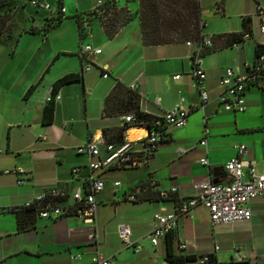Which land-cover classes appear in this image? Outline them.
Wrapping results in <instances>:
<instances>
[{
  "label": "crops",
  "instance_id": "obj_1",
  "mask_svg": "<svg viewBox=\"0 0 264 264\" xmlns=\"http://www.w3.org/2000/svg\"><path fill=\"white\" fill-rule=\"evenodd\" d=\"M44 1L50 4V0ZM97 1L75 0L74 14L67 15L47 36L40 30L48 12L38 11L26 2L17 6L21 8L22 20L15 50L12 52V45L0 42V264H74V254H80L82 261L88 263L96 252L108 257L109 264H170L166 260V239L153 246L147 234L153 227L154 214L172 212L173 203L131 202L127 199L131 191L155 181L154 197L157 190L173 186L179 189L180 196L188 197L195 193L197 183L223 182L224 166L237 155V144L247 146L245 159L253 162L255 168L264 163V88L252 86L246 92L245 112H235L217 99L226 69L245 74L254 62L256 43L264 45L257 16V7L264 0H211V4L199 0L204 21L211 14L225 18L229 10L235 12L232 17L236 21L209 37L242 32L244 18H250L252 29V38L238 46L202 56L205 86L211 96L204 108L194 87L196 47L186 42L145 46L137 16L111 39L99 20L91 17V41L87 43L100 48L102 53L92 58L93 68L85 71L76 16L93 11ZM115 2L119 9L127 8L131 13L139 9L138 0ZM206 5H215L217 9L209 10ZM62 6L65 8L63 0ZM31 28L36 31L29 32ZM71 73L79 74L81 79L55 94L58 99L54 101V119L45 125L43 115L49 103L47 98L53 95V85ZM103 73L109 76L104 78ZM117 82L130 89L137 85L135 91L144 113L162 116L180 96L184 97L183 107L190 112L187 126L168 129L171 139L160 144L148 163L136 168L110 169L102 175L105 187L96 197L98 242L90 243L89 226L77 215L57 220L29 216L22 220L7 211L24 206L50 187L65 186L71 197L82 186L90 171L88 157L78 154L77 147L95 140L105 156V143L124 127L122 116L104 114L105 99ZM206 128L207 148L200 145ZM131 130L134 129L124 132L128 140L145 134ZM202 158H207L208 165L200 163ZM76 168L79 171L74 174ZM6 169H22L25 174H2ZM116 182L119 186H115ZM260 199L263 201L259 202ZM249 206L253 213L250 222L227 226H213L208 210L201 205L196 207L192 218L179 219L174 254L214 255L218 264H262L256 246L264 226V197L252 200ZM121 223L131 227L132 240L141 250L124 246L117 234ZM238 228H245L248 235L235 236L232 242L243 247L233 243L228 251L222 249L221 233ZM246 244L251 246L249 252L245 250ZM226 253H230L229 260ZM238 255L243 257L242 262ZM187 264L201 263L198 260Z\"/></svg>",
  "mask_w": 264,
  "mask_h": 264
},
{
  "label": "built area",
  "instance_id": "obj_2",
  "mask_svg": "<svg viewBox=\"0 0 264 264\" xmlns=\"http://www.w3.org/2000/svg\"><path fill=\"white\" fill-rule=\"evenodd\" d=\"M104 2V0H98L95 9L101 7ZM31 5L40 10L54 12L51 5L46 1L32 0ZM61 12L66 13V9L63 7ZM257 16L260 19L259 29L264 33V4L258 5ZM91 31V22L87 16H83V37L80 40L79 53L80 57L86 61L85 71H90L93 68L92 58L102 53L100 48L85 42L86 39L91 37ZM244 38L246 40L249 39V33H245ZM186 44L196 47L193 72L194 87L199 93L202 102L201 106L204 108L211 101V96L205 86L206 73L202 67V52L205 47L212 46V41L210 37L205 36L200 43L187 41ZM260 60H264V55L261 56ZM253 67L254 62L247 68L252 69ZM108 76V73H103L104 78ZM175 78L178 79L179 76ZM261 79L258 74L246 71L245 74L238 75L234 69L227 68L220 81L222 91L217 99L222 105L232 108L235 112H245L247 109L246 92L250 87L257 85V83L263 87L264 81ZM136 88L137 85H132L131 87L134 91ZM56 99H58L57 95H51L47 98V101L54 102ZM183 103L184 97L180 96L173 108L159 116L154 123L156 127L153 126V128L135 124V117L131 113L122 116V119L127 124H133L130 127L131 129L142 130L145 134L134 140H128L125 137L124 142L118 146L105 145V156H102L99 144L95 140H90L85 145L77 147L76 151L78 154L88 157V168L90 171L82 186L77 188L71 197L65 186L56 185L50 187L24 206L30 207L34 203H43L44 205L38 210V218L44 220H57L70 215L79 216L89 226L88 237L90 243H97L100 234L97 222L98 202L96 197L105 187L102 175L110 169L136 168L148 163L160 144L166 139L164 134H170L168 129H181L187 126L190 110L184 108ZM208 134L209 130L206 128L204 130V138L200 141V145L206 148L208 145ZM234 148L237 150V155L225 164L224 172L226 178L223 182L214 183L211 180H207L197 183L194 185L195 193L188 197L180 196L179 189L175 186L159 190L161 198L175 197L179 201L176 204L173 203L174 210L172 212H157L154 214L153 227L147 234V238L153 246L158 245L160 240L165 239L170 231H176L181 217L192 218L194 209L200 205L208 210L213 226L247 223L252 220L253 213L249 204L254 199L264 197V173L256 174L254 163L245 159L247 154V146L245 144H237ZM200 163L208 165L207 158L200 159ZM78 171L79 169L76 168L73 173L76 174ZM1 173L5 175L11 173L24 175L25 171L22 169H6ZM229 180H231L230 183H228ZM119 184V182H116L115 186H119ZM149 184L153 188L157 186L155 181H150ZM143 190H146V188H143L142 184L136 186L127 199L131 202H140L139 196ZM69 199H71L70 202ZM117 234L125 247H134L137 251L141 250V246L135 245V242H133L132 230L128 224H119L117 226ZM215 249L217 250L218 248L215 247ZM71 259L74 264L110 263V259L104 257L100 252H96L88 263L82 261L80 254L71 255ZM207 261L208 258L204 256L201 263ZM238 261L242 262L243 257L238 255Z\"/></svg>",
  "mask_w": 264,
  "mask_h": 264
},
{
  "label": "trees",
  "instance_id": "obj_3",
  "mask_svg": "<svg viewBox=\"0 0 264 264\" xmlns=\"http://www.w3.org/2000/svg\"><path fill=\"white\" fill-rule=\"evenodd\" d=\"M31 5L32 0H27ZM44 1V0H39ZM57 1V9L54 12H48V16L45 18V25L40 30L44 36H47L54 28H56L65 18V13L61 12L62 0ZM6 2L10 3L12 0H0V8L6 6ZM139 9L136 13H131L127 8L119 9L115 0H105L104 4L86 14L87 18L91 22V17L95 16L101 23L104 32L108 38H113L118 31L126 24L131 22L135 16L138 17L140 22V29L142 34V42L145 46L167 45L178 42L192 41L200 43L203 41L205 35L204 30L206 22L201 15V5L199 0H138ZM32 6V5H31ZM36 8V7H35ZM38 11L40 9L36 8ZM78 22L79 36L82 39V20L83 16H76ZM7 18L0 12V42L3 44L12 45V52L15 50L19 35H13L7 31ZM34 28H31L29 32H35ZM249 33L252 38V29L250 27V18L243 19V30L240 33L230 34H217L212 35L211 47H205L202 56L215 52L217 50L234 47L246 41L244 34ZM249 38V39H250ZM264 55V45L256 43L254 67L252 69L247 68L248 72L258 74L261 76V80L264 81V60L261 61V56ZM79 74L71 73L63 76L57 80L53 85L52 93L55 95L63 86L72 82L80 81ZM259 86L260 85H254ZM34 86L31 87L28 93L32 92ZM140 96L136 91L127 88L121 82H117L112 91L105 99L104 114L106 116H124L127 114H133L135 117V124L144 125L148 128L155 126L156 120L159 117L152 116L144 113L139 107ZM55 112L54 102H49L44 110L43 123L49 125L53 122ZM125 122V121H124ZM133 124H127L125 122L124 127L114 134L112 139H109L105 145L118 146L124 142L126 132ZM104 135L107 136V131L104 130ZM165 141L171 139L170 134H164ZM152 158V157H151ZM143 190L139 196V201H154L160 200L165 202H171L176 204L179 200L175 197L163 199L159 196V190L156 191V197H154V190L157 186H151L148 183L142 184ZM60 201V200H58ZM57 203V201H56ZM43 203H34L30 207L21 206L19 208L8 209L9 212H14L18 215L19 219L35 216L38 218V210L43 206ZM21 222V221H20ZM176 238V231H170L166 235L167 244V256L166 260L170 264H187L188 262L200 261L204 256L208 258L207 262L201 264H218L214 255H204L197 257L195 255H175L173 251V244Z\"/></svg>",
  "mask_w": 264,
  "mask_h": 264
},
{
  "label": "rangeland",
  "instance_id": "obj_4",
  "mask_svg": "<svg viewBox=\"0 0 264 264\" xmlns=\"http://www.w3.org/2000/svg\"><path fill=\"white\" fill-rule=\"evenodd\" d=\"M17 1H19V2H17ZM26 2L28 3L27 0H12V2H10V3L6 2V6H4V8H0V12L2 13V15H4L8 19L7 24H6L7 31L13 35L17 34L18 30L20 29L19 22L22 20V18H21L22 13L20 10L21 8H17V6H19V7L24 6V3H26ZM63 2H64L65 9L67 10V13H65V15L66 16L67 15H70V16L73 15L74 14V5L73 4L75 3V0L74 1L73 0H63ZM206 2H209L211 4V0H207ZM229 3H230V1H229ZM50 4L52 7V10L55 11L57 9L56 0H50ZM210 6L211 5L207 6V8H209V10H212L213 7H214V9H217V6H215V5H212L211 7ZM234 14H235V12L229 10L228 13L226 14L225 18H220L221 16L217 17V16H214L213 14L204 18L206 20L205 22L207 23L205 30H204V35L206 37H209L210 33L220 31L225 27V25L231 24L234 21H236V19L234 17H232V16H234ZM89 41H91V38L86 39L85 42H89ZM255 171H256V174H258V175L264 173V163L260 162V164H258L257 167L255 168ZM258 201L262 202L263 199L262 200L260 199ZM246 235H248V233L246 232L245 228H238V230L234 231V232L230 231L229 229H225L221 233V237H222L221 241L223 243L220 244V246L222 247V249L228 251L229 248L231 247V244H233V243L234 244H240V243H236V241L232 242V240L235 239V236L241 237V236H246ZM260 237H261L260 239H257L258 240V242H257L258 246H256V247H257V251L259 252V256H261V263L264 264V226L262 227V231L260 232ZM245 246H246L245 250H247L249 252L251 249V246L247 245V244ZM226 258L228 260L230 259V253H226Z\"/></svg>",
  "mask_w": 264,
  "mask_h": 264
},
{
  "label": "bare ground",
  "instance_id": "obj_5",
  "mask_svg": "<svg viewBox=\"0 0 264 264\" xmlns=\"http://www.w3.org/2000/svg\"><path fill=\"white\" fill-rule=\"evenodd\" d=\"M137 131V129H134V130H131L130 132H136Z\"/></svg>",
  "mask_w": 264,
  "mask_h": 264
},
{
  "label": "water",
  "instance_id": "obj_6",
  "mask_svg": "<svg viewBox=\"0 0 264 264\" xmlns=\"http://www.w3.org/2000/svg\"><path fill=\"white\" fill-rule=\"evenodd\" d=\"M221 170H223V168H221ZM230 182H231V180L228 181V183H230ZM214 183H217V182H214Z\"/></svg>",
  "mask_w": 264,
  "mask_h": 264
}]
</instances>
